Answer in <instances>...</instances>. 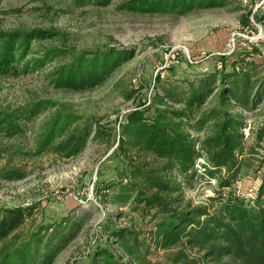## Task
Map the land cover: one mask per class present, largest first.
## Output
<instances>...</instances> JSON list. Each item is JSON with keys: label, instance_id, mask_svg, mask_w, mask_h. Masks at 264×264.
<instances>
[{"label": "trees", "instance_id": "trees-1", "mask_svg": "<svg viewBox=\"0 0 264 264\" xmlns=\"http://www.w3.org/2000/svg\"><path fill=\"white\" fill-rule=\"evenodd\" d=\"M2 0H0L1 2ZM110 0H80L81 5H107ZM233 0H123L119 8L137 13L186 15L202 8L224 7ZM235 6L234 9H237ZM49 27L3 29L0 27V76L13 77L42 71L55 89L83 92L102 85L134 55L115 46L74 49ZM64 42V41H63ZM56 102L33 101L24 106L0 103V155L31 153L5 140L25 134L31 121ZM264 106V63L247 62L230 69H216L192 77L155 78L151 115L132 109L119 137L126 168L118 179L105 183L101 201L128 206L147 221L137 224L108 223L109 239L97 247L92 264H264V200L248 197L224 199L220 190L211 205H196L185 194L181 176L192 174L196 158L203 155L222 186L231 185L246 165L245 112ZM107 135V136H105ZM255 136L264 142V125ZM110 142L111 134L97 121L83 120L56 108L43 123L32 154L51 152L72 157L90 140ZM251 153H257L254 146ZM11 159V158H10ZM260 165L264 175V156ZM225 172V173H224ZM27 172L8 162L0 178L20 180ZM213 209V210H212ZM32 210L0 208V264H55L60 252L78 233L85 216H64L24 234L22 226ZM120 211L118 216H122ZM115 247L118 250H115ZM163 250V261L153 260Z\"/></svg>", "mask_w": 264, "mask_h": 264}, {"label": "rangeland", "instance_id": "rangeland-1", "mask_svg": "<svg viewBox=\"0 0 264 264\" xmlns=\"http://www.w3.org/2000/svg\"><path fill=\"white\" fill-rule=\"evenodd\" d=\"M122 1L110 0L107 5H81L80 0L0 2L1 28L53 27L67 37L47 40L45 45L67 42L68 47L77 50L115 46L134 52L102 85L83 92L51 86L45 77L50 65L42 71L0 76L2 104L24 106L39 100L57 103L55 108L49 105L24 123L23 136L5 140L10 149L19 146L31 153L11 156L10 152H1L0 155V168L10 162L28 173L20 180L0 178V208L32 210L20 230L24 234L67 215L85 216L78 234L60 252L55 264H92L97 247L109 239L105 230L108 223L146 227L147 221L128 206L101 201L99 189L118 179L125 170V156L119 148L120 133L132 109H143L146 115L153 113L148 108L156 77L181 79L247 62L264 63V0H233L224 7L197 9L186 15L132 12L119 8ZM235 6L238 8L234 9ZM56 108L70 111L83 120L97 121L111 134L110 142L90 140L83 151L72 157L51 152L32 154L37 148L36 137L41 126ZM245 114L247 164L228 186H222L218 176L209 173L212 167L193 166L192 174L181 179L186 196L194 204L210 206V196L220 190L224 191L225 200L241 196L256 202L264 200V175L260 166L264 142L259 144L255 136L256 130L264 125V106ZM252 146L257 153L250 152ZM120 211L123 215L119 217ZM152 259L163 261L165 252L155 250ZM203 264L216 263L204 261Z\"/></svg>", "mask_w": 264, "mask_h": 264}, {"label": "built area", "instance_id": "built-area-1", "mask_svg": "<svg viewBox=\"0 0 264 264\" xmlns=\"http://www.w3.org/2000/svg\"><path fill=\"white\" fill-rule=\"evenodd\" d=\"M228 45H232V41H230L228 43ZM247 128L244 129V131H246ZM245 133V132H244ZM194 166H196L198 169H206L207 166L211 167V165L208 163L207 159L201 155V156H198L194 162Z\"/></svg>", "mask_w": 264, "mask_h": 264}]
</instances>
